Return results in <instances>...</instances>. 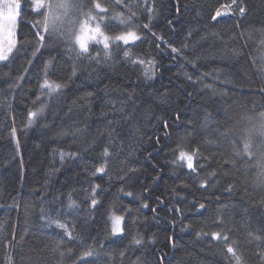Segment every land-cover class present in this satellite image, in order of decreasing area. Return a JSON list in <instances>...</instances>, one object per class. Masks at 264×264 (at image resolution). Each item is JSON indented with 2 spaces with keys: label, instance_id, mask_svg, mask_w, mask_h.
I'll return each instance as SVG.
<instances>
[{
  "label": "trees",
  "instance_id": "16d2710c",
  "mask_svg": "<svg viewBox=\"0 0 264 264\" xmlns=\"http://www.w3.org/2000/svg\"><path fill=\"white\" fill-rule=\"evenodd\" d=\"M24 2L17 50L0 63V264H264V137L253 132L264 123V0H236L218 22L232 0H100L125 21L105 33L143 38L113 42L108 57L94 42L78 56L33 28L41 17ZM49 61L58 94L40 88ZM180 150H198L195 172L174 163ZM113 211L125 216L122 236L110 231Z\"/></svg>",
  "mask_w": 264,
  "mask_h": 264
},
{
  "label": "snow or ice",
  "instance_id": "6c2138e0",
  "mask_svg": "<svg viewBox=\"0 0 264 264\" xmlns=\"http://www.w3.org/2000/svg\"><path fill=\"white\" fill-rule=\"evenodd\" d=\"M115 2L120 5L122 0H115ZM28 10L35 16L41 17L40 20L36 21L32 26L35 29H39L43 33L47 34L49 38L53 36H59L65 38L70 44L71 48L69 51H76L78 56H90L89 46L91 43L102 45L104 49L105 57L109 56V49L113 42L120 43L122 42L125 46L134 45L135 42L141 41L143 38L139 36L135 31H126L122 34L109 36L103 31L101 25L105 27L109 26L114 20H119L121 24H124L125 21L122 15L112 17L108 19L109 9L105 7L100 0H92L91 7L88 11H84L85 7H88L83 3V0H27ZM236 5V0H232V5L229 7H234ZM223 7V5H222ZM25 9L24 0H0V62H7L10 57H12L14 51L17 50L18 40H17V29L19 24V18L22 11ZM239 14L244 15L245 8L239 7ZM96 13V14H93ZM228 13H222L217 9L212 15L211 19L218 22V18H221ZM171 24V21H169ZM144 29H148V25L142 26ZM40 31L36 32L38 37V44L43 47V41L45 40V35H41ZM162 39V37H161ZM39 48L37 49V51ZM173 53H178L179 50L176 48H171ZM35 55V53H33ZM124 56L131 58V53L127 50L124 51ZM99 53H97V58ZM51 61L44 64V81L40 85L41 90L48 89V94L52 95L53 93L58 94L65 86L62 83L55 81H50L48 77V65ZM132 63L144 64L143 60H132ZM149 64L154 65V61H149ZM145 76L152 78L155 75L154 68H146ZM189 79H191L189 77ZM43 112V108L40 109V113ZM38 115L37 112H29V125L33 122V118H36ZM264 118V113L261 114ZM178 118V116H177ZM164 126H167V122H164ZM15 129H13V133ZM253 132L257 133L259 136L264 137V123H261L258 129H253ZM252 132L249 133L251 135ZM250 145L245 142L243 152L248 156L252 157L253 153L249 151ZM198 150L193 152H186L183 150L179 151V155L174 163H183L186 165L188 170L193 172L196 171V165L194 163V158L198 155ZM63 155V154H62ZM72 155V154H70ZM104 157L108 156V149L105 148L102 154ZM239 155V153H237ZM255 167L259 169L257 173V179L264 183V156H261L256 160ZM94 175L96 174H106V169L104 165L94 169ZM204 186V185H202ZM100 185L96 184L92 187L90 205L92 208H95L99 201L96 197V189H100ZM103 191V189H101ZM121 192H124V189H120ZM127 196H132L131 192L125 193ZM75 205L73 201L69 207ZM144 207H147L145 204ZM205 206L200 205V208L203 209ZM111 222L110 231L114 236H122L125 233V216L117 215L115 211L109 217ZM55 225L57 228L62 229L65 232V235L72 239V232L68 230V227L65 223H62L60 220H49V226ZM199 235V233H198ZM211 236L216 239H221V233H211ZM223 239L227 241V236H224ZM133 244H140L141 241L135 237L132 240ZM227 252L233 253L235 255V249L231 246L227 247ZM93 252L91 250L85 251L82 254L81 259L85 257H91ZM121 255H124L121 252ZM236 264H240V258L235 257Z\"/></svg>",
  "mask_w": 264,
  "mask_h": 264
},
{
  "label": "rangeland",
  "instance_id": "374dc122",
  "mask_svg": "<svg viewBox=\"0 0 264 264\" xmlns=\"http://www.w3.org/2000/svg\"><path fill=\"white\" fill-rule=\"evenodd\" d=\"M231 5H232V4H225V6L221 7L219 10H220L222 13H228L227 15H232V14H234V13L236 12V9H235V6H236V5H235L234 7H229V6H231ZM224 16H225V15H224ZM19 20H20V18H19ZM101 27H102V25H101ZM102 28H103V27H102ZM106 34H108V33H106ZM119 34H122V32L119 31V33H115L114 36H115V35H119ZM0 63H2V62H0ZM117 215H118V214H117ZM8 264H13L11 258L9 259Z\"/></svg>",
  "mask_w": 264,
  "mask_h": 264
}]
</instances>
